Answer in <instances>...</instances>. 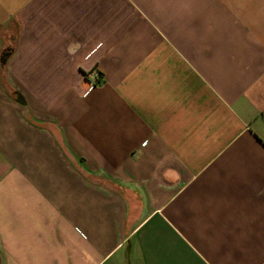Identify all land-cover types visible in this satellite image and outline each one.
I'll return each mask as SVG.
<instances>
[{
  "label": "crops",
  "instance_id": "0c3cea01",
  "mask_svg": "<svg viewBox=\"0 0 264 264\" xmlns=\"http://www.w3.org/2000/svg\"><path fill=\"white\" fill-rule=\"evenodd\" d=\"M0 264H264V0H0Z\"/></svg>",
  "mask_w": 264,
  "mask_h": 264
},
{
  "label": "built area",
  "instance_id": "2783aa9c",
  "mask_svg": "<svg viewBox=\"0 0 264 264\" xmlns=\"http://www.w3.org/2000/svg\"><path fill=\"white\" fill-rule=\"evenodd\" d=\"M90 75H91V81L89 82V89H92L95 85H97L101 81V76L97 71L91 72Z\"/></svg>",
  "mask_w": 264,
  "mask_h": 264
},
{
  "label": "water",
  "instance_id": "95a60500",
  "mask_svg": "<svg viewBox=\"0 0 264 264\" xmlns=\"http://www.w3.org/2000/svg\"><path fill=\"white\" fill-rule=\"evenodd\" d=\"M10 53L9 52H5L3 53L2 57H1V62L2 64H5L7 62V59L9 57Z\"/></svg>",
  "mask_w": 264,
  "mask_h": 264
}]
</instances>
